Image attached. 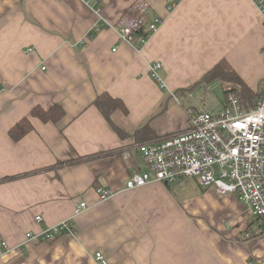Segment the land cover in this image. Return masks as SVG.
I'll use <instances>...</instances> for the list:
<instances>
[{
  "label": "crops",
  "instance_id": "1",
  "mask_svg": "<svg viewBox=\"0 0 264 264\" xmlns=\"http://www.w3.org/2000/svg\"><path fill=\"white\" fill-rule=\"evenodd\" d=\"M128 13L145 20L131 42L118 30ZM222 59L261 91L264 21L253 0L172 9L166 0H0V264H99L97 251L108 264H264V224L236 194L171 186L191 177L126 187L133 169H147L137 147L150 143L131 134L145 124L159 137L185 131L201 78ZM104 92L128 110L111 113L114 125L93 102ZM37 105L64 114L44 121L32 114ZM23 118L32 129L14 139ZM79 156L89 158L67 162ZM98 186L114 196L103 200ZM80 201L88 207L75 214ZM63 220L73 234L27 239Z\"/></svg>",
  "mask_w": 264,
  "mask_h": 264
},
{
  "label": "built area",
  "instance_id": "2",
  "mask_svg": "<svg viewBox=\"0 0 264 264\" xmlns=\"http://www.w3.org/2000/svg\"><path fill=\"white\" fill-rule=\"evenodd\" d=\"M166 1L168 8L172 9L179 0ZM253 1L261 8L264 21L263 0ZM141 12L143 14V9ZM141 14L128 13L121 17L118 30L123 41L131 42L141 29L145 22ZM162 22V17H155L149 23V33L156 31ZM145 40L144 37L142 41ZM161 66L160 62H154L149 72L164 89L166 84L160 74ZM188 112L190 123L185 131L138 145L147 169H133L126 187L134 189L154 181L169 184L193 177L202 186H213L219 193L236 194L249 213L264 224V86L253 106L247 107L235 94H229L217 110L189 108ZM125 155L128 156L129 152ZM96 190L103 200L115 194L110 188L101 186ZM87 207L86 201H80L75 214ZM36 219L42 220V216L38 215ZM62 231L74 233L69 220L37 233L29 232L27 239L50 240ZM94 259L99 264H108L102 251L95 252Z\"/></svg>",
  "mask_w": 264,
  "mask_h": 264
},
{
  "label": "trees",
  "instance_id": "3",
  "mask_svg": "<svg viewBox=\"0 0 264 264\" xmlns=\"http://www.w3.org/2000/svg\"><path fill=\"white\" fill-rule=\"evenodd\" d=\"M214 80L221 81L224 88L225 99L229 96V94H235L239 98L240 102H242L247 107L253 106L256 103V100L261 92L251 89L225 59L220 60L211 69L207 70L200 82L208 84ZM93 102L111 123H113L111 120V113L115 109H121L125 113L128 111L124 101L121 98L115 97L107 92L99 94ZM32 114L38 116L44 121L59 120L64 114V109L60 105L53 106L49 109H45L40 105H37L33 108ZM31 129L32 124L30 120L28 118H23L13 128H11L10 134L14 139H18ZM125 134L126 133H122L123 136H126ZM131 135L134 137L136 142L142 143L145 141H160L162 139L171 137L172 134L159 137L155 135L148 124H145L135 129ZM99 154L101 153H96L94 155ZM86 158H89V156H79L67 162L70 163Z\"/></svg>",
  "mask_w": 264,
  "mask_h": 264
},
{
  "label": "rangeland",
  "instance_id": "4",
  "mask_svg": "<svg viewBox=\"0 0 264 264\" xmlns=\"http://www.w3.org/2000/svg\"><path fill=\"white\" fill-rule=\"evenodd\" d=\"M208 85V86H207ZM195 98L197 99V108H208L216 110L222 103L226 101L224 88L219 81L206 84L198 91L195 90ZM193 100V99H192ZM188 103V102H187ZM181 183V186L177 184H171L173 189L179 194L183 195H201L206 186H202L195 178H185ZM180 188V192L178 191Z\"/></svg>",
  "mask_w": 264,
  "mask_h": 264
}]
</instances>
